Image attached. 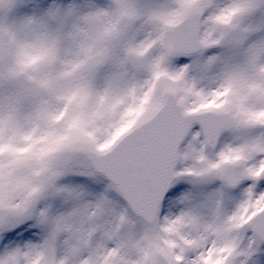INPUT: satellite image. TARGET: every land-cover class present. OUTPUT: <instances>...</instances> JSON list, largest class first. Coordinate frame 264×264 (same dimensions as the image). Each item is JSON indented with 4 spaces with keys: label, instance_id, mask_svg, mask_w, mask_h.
Segmentation results:
<instances>
[{
    "label": "snow or ice",
    "instance_id": "6c2138e0",
    "mask_svg": "<svg viewBox=\"0 0 264 264\" xmlns=\"http://www.w3.org/2000/svg\"><path fill=\"white\" fill-rule=\"evenodd\" d=\"M0 264H264V0H0Z\"/></svg>",
    "mask_w": 264,
    "mask_h": 264
},
{
    "label": "rangeland",
    "instance_id": "374dc122",
    "mask_svg": "<svg viewBox=\"0 0 264 264\" xmlns=\"http://www.w3.org/2000/svg\"><path fill=\"white\" fill-rule=\"evenodd\" d=\"M51 2V0H49ZM57 3L61 4L62 6L65 4L74 3L76 6H78L81 10H87V8L92 6H100V7H106L109 4V0H56ZM152 2V0H138V3L141 4V6H147ZM33 12H23L20 8H17L16 10H13V12L8 14V19L11 20H19L23 16L26 15H32ZM215 51V50H213ZM212 51L206 53L205 55H211ZM190 61L183 60L180 63H188ZM192 75L199 76L200 73L194 68ZM72 182L75 183V178H72ZM26 227V226H25Z\"/></svg>",
    "mask_w": 264,
    "mask_h": 264
}]
</instances>
